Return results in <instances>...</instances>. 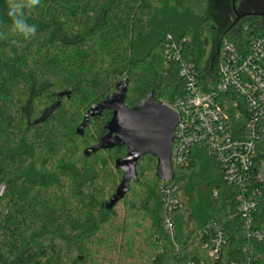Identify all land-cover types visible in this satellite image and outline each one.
Masks as SVG:
<instances>
[{
    "label": "trees",
    "instance_id": "1",
    "mask_svg": "<svg viewBox=\"0 0 264 264\" xmlns=\"http://www.w3.org/2000/svg\"><path fill=\"white\" fill-rule=\"evenodd\" d=\"M253 1L41 0L26 13L37 32L25 40L12 32L8 0H0V264H264V241L246 238L236 210L240 189L225 182L203 146L188 165L174 167L183 202L174 243L164 227L157 158L139 160L138 181L110 208L114 169L121 173L115 163L127 148H91L113 112L100 111L83 136L77 133L124 79L130 107L151 92L163 103L184 94L181 62L167 64L169 36L203 81H216L223 39L246 47L264 29V0L260 12L248 10ZM68 89L71 96L59 103ZM257 151L264 161V137ZM214 222L224 234L218 256L206 247ZM254 225L264 227V203ZM139 234L145 247H138Z\"/></svg>",
    "mask_w": 264,
    "mask_h": 264
},
{
    "label": "built area",
    "instance_id": "2",
    "mask_svg": "<svg viewBox=\"0 0 264 264\" xmlns=\"http://www.w3.org/2000/svg\"><path fill=\"white\" fill-rule=\"evenodd\" d=\"M167 64L181 62L179 75L185 92L166 103L179 117L172 148L173 167L189 164L196 146H203L222 167L225 182L240 189L236 210L247 239L264 241V227L254 225L255 213L264 203V161H257V145L264 137V29L246 47L223 39L216 81H203L192 63L182 60L183 45L169 36ZM4 188H1V193ZM164 227L176 242L174 215L182 208L176 180L162 181ZM214 229L213 256L223 246V231Z\"/></svg>",
    "mask_w": 264,
    "mask_h": 264
},
{
    "label": "water",
    "instance_id": "3",
    "mask_svg": "<svg viewBox=\"0 0 264 264\" xmlns=\"http://www.w3.org/2000/svg\"><path fill=\"white\" fill-rule=\"evenodd\" d=\"M128 89V79L120 81L116 91L90 109L77 128V133L83 136L90 125L91 117L99 115L100 111L105 109L113 112L106 134L91 148L93 153L122 145L127 148L126 156L115 163L116 169L122 172V179L110 202V208L125 198L133 180L138 181L137 164L145 155L157 158L158 179L171 181L175 176L172 148L175 129L179 122L178 114L168 105L156 101L153 92L136 107H130L126 104ZM71 94L72 89L60 93L58 102L60 103L64 97H70Z\"/></svg>",
    "mask_w": 264,
    "mask_h": 264
},
{
    "label": "clouds",
    "instance_id": "4",
    "mask_svg": "<svg viewBox=\"0 0 264 264\" xmlns=\"http://www.w3.org/2000/svg\"><path fill=\"white\" fill-rule=\"evenodd\" d=\"M41 4V0H8L7 15L11 18V30L15 34L23 37L25 40L35 36L37 28L30 25L26 19V13L33 11ZM0 38H4V34L0 33Z\"/></svg>",
    "mask_w": 264,
    "mask_h": 264
},
{
    "label": "rangeland",
    "instance_id": "5",
    "mask_svg": "<svg viewBox=\"0 0 264 264\" xmlns=\"http://www.w3.org/2000/svg\"><path fill=\"white\" fill-rule=\"evenodd\" d=\"M251 1V0H250ZM248 10L249 11H253V12H260L263 10V4L260 0H254L251 4V6L248 7ZM163 103V102H162ZM94 108V107H93ZM98 126V125H97ZM96 125L92 127V133L97 136L99 134L98 132V127ZM100 127V126H99ZM91 133V134H92ZM114 172L116 173V182H117V186L116 188L119 186L120 182H121V179H122V175L120 172H117L115 169H114ZM111 183V181H110ZM111 191V190H110ZM116 191V189L114 190ZM4 192V190H3ZM3 192L1 194H3ZM109 194V193H108ZM111 194V193H110ZM126 204L125 203H120L118 206H117V210L119 212V215L121 217V219H124L125 218V215H126ZM130 223H134L133 221H130ZM137 239H138V247H145L144 245H146V242L145 240L143 239V234H139L137 236ZM147 247V246H146ZM150 247V246H148ZM151 247H156V245H151ZM146 257H147V253H145Z\"/></svg>",
    "mask_w": 264,
    "mask_h": 264
}]
</instances>
